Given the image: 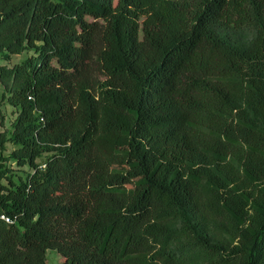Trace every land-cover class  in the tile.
<instances>
[{
  "label": "trees",
  "instance_id": "1",
  "mask_svg": "<svg viewBox=\"0 0 264 264\" xmlns=\"http://www.w3.org/2000/svg\"><path fill=\"white\" fill-rule=\"evenodd\" d=\"M25 51L0 264H264V0H0Z\"/></svg>",
  "mask_w": 264,
  "mask_h": 264
},
{
  "label": "rangeland",
  "instance_id": "2",
  "mask_svg": "<svg viewBox=\"0 0 264 264\" xmlns=\"http://www.w3.org/2000/svg\"><path fill=\"white\" fill-rule=\"evenodd\" d=\"M88 20H91V17H87ZM246 36H237V43H244ZM29 52H23L18 55H12L9 59H5L0 54V65H12L16 62H19L25 58ZM2 86L0 84V133H3L6 136L10 135L11 130L13 129V122L18 113V107L11 105L6 99L1 97ZM19 145L11 141H6L2 147H0V162L7 168L8 173L13 176L14 180L24 178L27 172L26 165H19L16 163L15 159L11 157V152L17 148ZM44 155V154H43ZM39 160V158L37 159ZM47 259L49 264H62L59 261V255L55 250L47 251Z\"/></svg>",
  "mask_w": 264,
  "mask_h": 264
},
{
  "label": "built area",
  "instance_id": "3",
  "mask_svg": "<svg viewBox=\"0 0 264 264\" xmlns=\"http://www.w3.org/2000/svg\"><path fill=\"white\" fill-rule=\"evenodd\" d=\"M2 219H4L6 222H11L10 218L5 216V215H1L0 216Z\"/></svg>",
  "mask_w": 264,
  "mask_h": 264
}]
</instances>
